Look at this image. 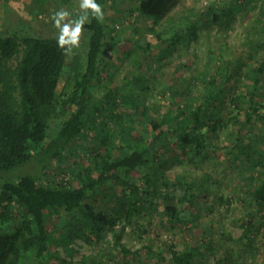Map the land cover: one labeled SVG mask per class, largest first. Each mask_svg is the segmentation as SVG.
Instances as JSON below:
<instances>
[{
	"label": "trees",
	"instance_id": "trees-1",
	"mask_svg": "<svg viewBox=\"0 0 264 264\" xmlns=\"http://www.w3.org/2000/svg\"><path fill=\"white\" fill-rule=\"evenodd\" d=\"M103 1L97 0L101 5ZM137 1L132 14L152 24L135 25L126 37L152 63L197 43L200 24L207 17L214 25H226L247 7L230 0L223 5L212 3L205 14L196 15L181 7L183 0ZM85 29L87 42H81L71 56L58 48L54 35L16 30L0 34V174H11L33 161L40 167L36 173L0 183V264H51L52 259L69 263L60 257L59 248L74 253L78 241H100L108 232L114 236V248L120 249L130 264L129 256L137 257L140 251L122 245L127 226L141 212L153 210L157 200L165 203L166 214L181 225L196 220L169 205L172 195H164L162 190L178 184L194 196L192 188L202 189L203 184L184 177L170 182L162 177L165 165L180 159L181 154L193 165L206 161L209 148L214 153L219 149V139L213 135L225 126L233 130L228 126L239 123L242 113V128L264 121V59L248 68L246 77L251 83L246 91L237 92L245 61L239 60L232 69L221 58L218 63L213 51L200 83L196 77L187 82L196 89L166 111L147 117L144 123L150 134L134 138L130 129L137 127L139 114L147 113L143 93L150 79L156 78L153 68L150 75L141 72L132 77L127 99L120 97L109 82L107 91L98 98L100 70L114 64V57L122 58L124 39L120 33L114 35L106 19L103 23L91 19ZM140 29V34L153 35L158 45L142 44L134 33ZM259 47L264 48V44ZM155 50H159L157 55L152 54ZM167 88L172 96L181 95L185 89L175 84ZM242 128L228 154L235 164L238 153L246 170L252 172L246 188L254 211L244 223L238 240L243 247L237 255L246 264H257L264 230V135L249 136ZM89 140L92 148L85 152L84 160L67 159L70 145ZM52 167H56L57 177H50ZM60 175H66L65 179H58ZM214 246L210 240L204 246L196 243L179 250L170 241L165 250L171 264H205L215 252ZM224 259L234 263V255ZM218 264H223L222 260Z\"/></svg>",
	"mask_w": 264,
	"mask_h": 264
},
{
	"label": "rangeland",
	"instance_id": "rangeland-1",
	"mask_svg": "<svg viewBox=\"0 0 264 264\" xmlns=\"http://www.w3.org/2000/svg\"><path fill=\"white\" fill-rule=\"evenodd\" d=\"M182 8L188 9L196 15L205 14L207 7L212 3L219 5L228 4L230 0H183ZM137 0H104L103 8L105 19L110 30L116 36L122 35L121 44L122 58L114 57L113 63L101 68V84L97 85V94L102 97L107 91V84L120 93V97L127 99L132 77L143 73L144 75H155L150 79L148 90L143 93L146 98L147 113L139 114L137 117V127L131 128L130 133L134 138L142 134H150V128L146 126L144 120L166 111L173 104H177L194 91L195 86H189L187 82L198 79L205 75L206 63L211 52L218 63L222 61L229 64L232 69L237 67L239 60H244L246 65L239 71V81L236 83V91H246L250 80L246 77L249 67L258 65L264 59V48L259 47L264 44V0H234L238 5L247 7L238 12L229 24L214 25L208 22V17L201 23L200 39L192 44L190 48L180 47L168 58H159L156 63H152L141 48L135 47L133 41L127 40L133 26H151V22L145 23L137 13L132 14L136 9ZM64 8L72 13L73 18L78 14V0H0V34L5 35L13 30L23 34L56 36L57 30L50 20L53 10ZM126 33L120 32L128 28ZM141 30V29H140ZM143 30V29H142ZM134 32L140 36V42L146 44L150 42L152 46L158 45V41L151 34ZM81 42L86 43V33ZM89 41V38H88ZM159 50L153 51L157 55ZM129 53V55H128ZM114 56V55H113ZM153 68L150 71V68ZM245 74V75H244ZM108 84V85H109ZM184 89L179 96H172V92L167 88L173 85ZM137 93L136 90L132 89ZM189 92V93H188ZM142 94L138 91L137 94ZM125 107V105L123 106ZM244 113L240 114L239 123L230 124V130L225 126L221 128L214 138L219 139V149L214 153L209 148L208 158L199 165H193L185 156L180 155V159H173L165 166L166 172L162 177H166L172 182L175 179L183 180L195 178L198 183L203 184V188H192V194L186 193V187L169 186L163 188L164 195H172L169 205H174L178 210L186 213V217L196 220L181 225L174 217L166 214L165 203L157 200L153 210L147 209L137 216V220L127 226L126 235L122 242L132 251L139 250L137 257L129 256L130 264H171L166 253V243L173 241L179 250L185 249L188 245L208 243L210 240L215 243V252L209 256L205 264H218L222 260L223 264H231L225 261V257L232 258L234 263L246 264L245 259L239 257L238 240L242 236L244 223L253 215L254 208L250 206L247 183L251 171L246 170L243 158L236 153V163L232 164L231 155L228 154L230 147L239 136L238 131L242 128ZM242 133L255 137L264 135V121H254L242 128ZM67 159L75 162L85 159V152L92 148L89 140L83 144L81 142L70 145ZM73 146V147H72ZM73 148V149H72ZM228 154V155H227ZM166 155H169L167 153ZM237 155V156H236ZM161 157L164 154L161 153ZM229 158V160H228ZM38 163V161H37ZM39 165L31 162L19 166L11 174H0V183L5 180H15L20 176L36 173ZM50 177H57L56 167L50 170ZM252 173V172H251ZM189 176V178H188ZM209 176H212L211 178ZM66 175H60L58 179H65ZM138 177V176H137ZM49 179V178H48ZM45 180L46 181H48ZM119 195H122V188H118ZM113 193V191H111ZM189 195V196H188ZM101 203V202H100ZM104 210L109 207L101 204ZM252 214V215H251ZM191 215V216H190ZM185 217V216H183ZM52 225L50 224V227ZM116 229H120L118 226ZM201 239V240H200ZM261 250L257 259V264L263 263L264 255V230L262 231ZM201 242H200V241ZM76 251L68 253L59 248L60 257L69 263H60L57 259H52L51 264H127L124 254L114 248V236L108 232L106 237L100 241L93 240V243L78 241L75 244ZM152 249V251H149ZM236 250V251H235ZM238 260V261H237ZM253 264V262L251 263Z\"/></svg>",
	"mask_w": 264,
	"mask_h": 264
},
{
	"label": "clouds",
	"instance_id": "clouds-1",
	"mask_svg": "<svg viewBox=\"0 0 264 264\" xmlns=\"http://www.w3.org/2000/svg\"><path fill=\"white\" fill-rule=\"evenodd\" d=\"M91 19L98 23L105 20L104 8L97 0H78V14L75 18L64 8L52 11L50 20L57 30L56 43L65 56H71L73 50L80 47L85 25Z\"/></svg>",
	"mask_w": 264,
	"mask_h": 264
}]
</instances>
